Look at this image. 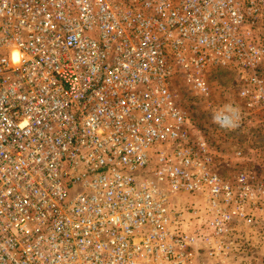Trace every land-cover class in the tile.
Returning <instances> with one entry per match:
<instances>
[{
	"label": "built area",
	"instance_id": "obj_1",
	"mask_svg": "<svg viewBox=\"0 0 264 264\" xmlns=\"http://www.w3.org/2000/svg\"><path fill=\"white\" fill-rule=\"evenodd\" d=\"M263 32L264 0H0V264H245L264 186L175 85L264 104Z\"/></svg>",
	"mask_w": 264,
	"mask_h": 264
},
{
	"label": "rangeland",
	"instance_id": "obj_2",
	"mask_svg": "<svg viewBox=\"0 0 264 264\" xmlns=\"http://www.w3.org/2000/svg\"><path fill=\"white\" fill-rule=\"evenodd\" d=\"M264 44V32L255 38ZM259 73L264 76V64ZM250 71L231 67L210 76V96L202 98L184 82L176 83L178 103L187 111L204 135L215 146V167L223 177L234 182L239 172H246L256 184L264 186V104L248 107L249 98H240L243 89L253 90L247 81ZM227 115L231 125L221 127L218 116ZM184 198L183 203H190ZM259 202L256 203V206ZM256 228L249 232L252 244L247 251H257L258 264H264V196L256 207Z\"/></svg>",
	"mask_w": 264,
	"mask_h": 264
},
{
	"label": "crops",
	"instance_id": "obj_3",
	"mask_svg": "<svg viewBox=\"0 0 264 264\" xmlns=\"http://www.w3.org/2000/svg\"><path fill=\"white\" fill-rule=\"evenodd\" d=\"M249 254H251V252ZM257 256L258 258H260L259 253L257 251H252V255H250V257L248 256L247 259H245V264H258V260L255 259V257L257 258ZM201 261H203V263ZM201 261L198 260L197 264H211V261L207 259H203Z\"/></svg>",
	"mask_w": 264,
	"mask_h": 264
},
{
	"label": "clouds",
	"instance_id": "obj_4",
	"mask_svg": "<svg viewBox=\"0 0 264 264\" xmlns=\"http://www.w3.org/2000/svg\"><path fill=\"white\" fill-rule=\"evenodd\" d=\"M22 55L18 50H14L11 55V60L13 63L18 64L21 62Z\"/></svg>",
	"mask_w": 264,
	"mask_h": 264
}]
</instances>
